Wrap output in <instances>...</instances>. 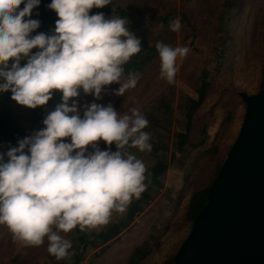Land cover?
I'll return each instance as SVG.
<instances>
[{
    "label": "clouds",
    "instance_id": "clouds-1",
    "mask_svg": "<svg viewBox=\"0 0 264 264\" xmlns=\"http://www.w3.org/2000/svg\"><path fill=\"white\" fill-rule=\"evenodd\" d=\"M40 3L0 0V92L10 90L13 100L29 108L45 105L53 90L62 92L44 128L0 153V225L24 246L47 240L49 254L61 260L72 247L62 233L107 225L113 212L123 213L145 191L146 165L126 149L151 151L152 145L144 131L149 121L138 109L122 114L93 102L81 117L77 102L69 103L80 89L100 99L113 83L119 85L115 94L123 96L140 79L139 73L124 76L123 66L141 51L128 21L90 14L112 0H51L47 7L58 16L54 33L31 35L40 27L31 18ZM180 27L179 19L170 23L172 31ZM155 47L159 77L171 84L177 59L189 49L162 42ZM100 141L108 147L101 150Z\"/></svg>",
    "mask_w": 264,
    "mask_h": 264
},
{
    "label": "rangeland",
    "instance_id": "rangeland-1",
    "mask_svg": "<svg viewBox=\"0 0 264 264\" xmlns=\"http://www.w3.org/2000/svg\"><path fill=\"white\" fill-rule=\"evenodd\" d=\"M120 4L128 16L118 11ZM110 5L109 18L126 19L129 31L138 39L155 45L162 42L187 47L189 52L177 59V72L171 84L159 77L160 60L156 55L142 67L136 87L123 96L115 94L119 85L114 83L106 86L100 99L82 89L74 98L81 117L84 107L93 102L111 104L122 114L138 109L149 121L144 131L150 134L149 143L154 149L141 152L127 148V151L150 167L162 160L159 158L164 150L168 162L166 171L150 189L153 197L131 225L105 244L94 243L77 264H135L134 251L145 242L152 245L150 253L138 264H169L191 226L185 221L188 196L205 186L209 178L205 148L195 144L204 138L214 140L218 132L219 147L225 156L238 134L245 108L239 92L252 94L259 90L264 54V0H112ZM177 19L180 30L172 31L170 23ZM200 71L207 72L209 85L203 102L193 108L187 119V110L198 98L194 81L200 78ZM60 98L62 92L53 90L45 105L29 108L13 100L10 90L0 92V104L22 124L20 139L45 127L43 120L60 104ZM225 116L227 125L221 127ZM65 139L70 142V138ZM181 139L184 142L179 148ZM145 184L148 188L147 178ZM127 211L128 208L123 213L113 212L107 225L88 229V234L107 230ZM74 230L62 233L72 247L66 258L57 260L49 254L47 240L41 246H24L13 240L6 225H0V264H75L81 241Z\"/></svg>",
    "mask_w": 264,
    "mask_h": 264
},
{
    "label": "water",
    "instance_id": "water-1",
    "mask_svg": "<svg viewBox=\"0 0 264 264\" xmlns=\"http://www.w3.org/2000/svg\"><path fill=\"white\" fill-rule=\"evenodd\" d=\"M239 96L238 134L172 264H264V84Z\"/></svg>",
    "mask_w": 264,
    "mask_h": 264
},
{
    "label": "trees",
    "instance_id": "trees-1",
    "mask_svg": "<svg viewBox=\"0 0 264 264\" xmlns=\"http://www.w3.org/2000/svg\"><path fill=\"white\" fill-rule=\"evenodd\" d=\"M51 3L49 0H41V3L38 7L34 8L32 11V19H38L40 21V27L36 29L31 35H36L40 32H43L45 34L51 35L54 33L55 28V22L58 19V16L54 10H51L47 7V5ZM23 7V4L20 6ZM120 7V8H119ZM118 7V11L121 10V14H124L128 16V12L125 10V8L120 4ZM112 11L111 5H106L103 8H93L90 10V14H96L102 12L105 16V18H109V13ZM141 41V51L132 56V58L129 60L128 63H126L124 67V74L129 73H139L142 70V67L148 63L150 60L155 58L156 55H158L157 49L155 47V44L149 43L146 41ZM38 49L34 48L32 50L33 53H35ZM26 63V61H21V64L23 65ZM261 81L259 84V89L264 84V54H263V64H262V70H261ZM207 72L200 71V78L195 79L194 84L196 85V92L198 95L197 100L193 103L192 108L188 109L186 112L187 119L189 118L191 111L193 108L198 106L200 103L203 102L205 98V94L207 92V87L209 83L206 81ZM114 84V83H113ZM72 100L74 98H71L69 103L71 104ZM62 102V98H60V103ZM54 110V109H53ZM69 115H72L70 113ZM227 119L228 116H225L222 119L221 127L224 125H227ZM189 122L187 123V127L189 126ZM22 124L18 123L15 118L11 116V114L8 112L7 107L3 104H0V153H6L11 147H18V141L20 140L19 132L21 131ZM19 127V128H17ZM225 127V126H224ZM184 136V135H183ZM221 139V135L217 132L215 135L214 140L206 141V139H201L197 142L198 146H204V155L208 159V167H209V178L207 184L205 186L201 187L200 189H195L192 193L188 196V201L186 205V218L185 221H189L190 225L192 224V221L195 217V215L201 210V206L205 202V193L207 192V189L212 182L214 176L217 174L221 161L223 159V151L219 147V140ZM184 142V139H181L178 143L179 148L182 147ZM98 147L101 150H104L106 147L105 143L103 141H100L98 143ZM154 146L152 145V149ZM111 150L115 151V145L113 144L111 146ZM127 150V149H126ZM161 158L162 160H158L157 164L154 166L146 165L147 172L146 177L149 182L148 188L145 189V191L141 194L139 198L133 199L131 203L128 205V211L118 220H116L111 226L101 232H91L88 234L87 230L81 231L78 227L73 232L78 234L77 237L81 241V251L79 253H76L75 256V264L79 263L82 259V257L88 253L91 248H93L95 245L94 243L98 244H105L109 242L110 240L117 237L124 229L129 227L131 223L134 221V218L136 214L144 209V206L146 203H148L151 200V197H153V194L151 192V187H155L154 182L159 179V177L166 171L168 167L167 162V154L164 150L161 151ZM7 156H5V160H7ZM158 188H156V191ZM88 234V235H87ZM77 239V240H78ZM150 243H143L136 247L134 254H137L135 260V264H138L141 260L146 258L151 249ZM173 256L171 257V260H169V264H172Z\"/></svg>",
    "mask_w": 264,
    "mask_h": 264
}]
</instances>
